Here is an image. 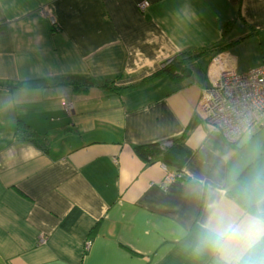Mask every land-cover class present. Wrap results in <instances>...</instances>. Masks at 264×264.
Masks as SVG:
<instances>
[{
    "label": "crops",
    "instance_id": "0c3cea01",
    "mask_svg": "<svg viewBox=\"0 0 264 264\" xmlns=\"http://www.w3.org/2000/svg\"><path fill=\"white\" fill-rule=\"evenodd\" d=\"M138 1L0 0V264H232L264 233V120L229 142L196 109L215 54L264 65V0ZM69 75L117 88L21 87ZM172 137L167 181L131 146Z\"/></svg>",
    "mask_w": 264,
    "mask_h": 264
},
{
    "label": "built area",
    "instance_id": "2783aa9c",
    "mask_svg": "<svg viewBox=\"0 0 264 264\" xmlns=\"http://www.w3.org/2000/svg\"><path fill=\"white\" fill-rule=\"evenodd\" d=\"M136 5L142 11L149 2L140 0ZM50 22L54 23L51 17ZM227 60L225 54L211 58L208 84L200 90L196 109L206 123L216 126L227 141L234 142L248 133L252 125L264 120V65L238 72ZM61 104L67 112L72 110L64 100ZM165 179L171 181L175 176L168 172ZM39 242H45V238L41 236Z\"/></svg>",
    "mask_w": 264,
    "mask_h": 264
},
{
    "label": "trees",
    "instance_id": "16d2710c",
    "mask_svg": "<svg viewBox=\"0 0 264 264\" xmlns=\"http://www.w3.org/2000/svg\"><path fill=\"white\" fill-rule=\"evenodd\" d=\"M203 51L200 49H185L174 53L171 57L162 62V65L152 73L154 76L166 74L174 80H178L188 74V64L191 59L199 55ZM216 52H214L215 54ZM60 84H69L76 91H84L88 87H97L104 89H116L114 77L105 78H85L83 76H65L53 77L47 79H36L33 81L21 83V87L37 88L44 86H54ZM167 143L164 144L163 142ZM133 152L145 160L147 163L160 161L173 170L175 176H182L179 169L183 165L189 152L180 143V137H172L162 141L149 142L144 144H135L131 146ZM96 224V223H95ZM92 225L88 233H92L95 229ZM232 264H264V236L258 239L236 262Z\"/></svg>",
    "mask_w": 264,
    "mask_h": 264
},
{
    "label": "clouds",
    "instance_id": "9594fccd",
    "mask_svg": "<svg viewBox=\"0 0 264 264\" xmlns=\"http://www.w3.org/2000/svg\"><path fill=\"white\" fill-rule=\"evenodd\" d=\"M264 233H262V231L260 229H257L256 231V239H259L260 235H262Z\"/></svg>",
    "mask_w": 264,
    "mask_h": 264
},
{
    "label": "rangeland",
    "instance_id": "374dc122",
    "mask_svg": "<svg viewBox=\"0 0 264 264\" xmlns=\"http://www.w3.org/2000/svg\"><path fill=\"white\" fill-rule=\"evenodd\" d=\"M65 103H66V104H68V103L70 104V102H67V101H65ZM70 105H71V108L73 109V105H72V104H70ZM63 107H64V106H63ZM64 109H65V108H64ZM65 110H66V109H65ZM69 111L71 112V110H69ZM70 112H68V113H70Z\"/></svg>",
    "mask_w": 264,
    "mask_h": 264
}]
</instances>
